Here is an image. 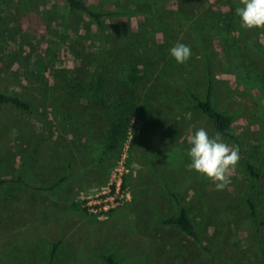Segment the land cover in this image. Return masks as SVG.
I'll use <instances>...</instances> for the list:
<instances>
[{"label":"rangeland","instance_id":"1","mask_svg":"<svg viewBox=\"0 0 264 264\" xmlns=\"http://www.w3.org/2000/svg\"><path fill=\"white\" fill-rule=\"evenodd\" d=\"M87 1L120 13L100 31L66 0H0V93L32 104H0V179L11 180L0 186V264H109L105 255L120 264H264V27L240 26L239 0ZM177 42L191 47L183 64L169 53ZM80 67L112 68L139 94L121 151L75 127L54 99L55 78ZM210 78L235 140L194 107L192 93L204 99ZM200 127L239 146L223 190L186 166ZM123 155L131 198L99 219L82 198ZM61 177L57 188L38 189ZM170 191L198 237L159 223L179 211Z\"/></svg>","mask_w":264,"mask_h":264},{"label":"trees","instance_id":"2","mask_svg":"<svg viewBox=\"0 0 264 264\" xmlns=\"http://www.w3.org/2000/svg\"><path fill=\"white\" fill-rule=\"evenodd\" d=\"M66 1L71 11L85 13L94 21L100 31L106 29V18L120 13L113 9H105L100 5L91 4L87 0ZM131 86L133 85L125 83L119 72L114 71L112 68L106 72L100 70L92 72L87 68L80 67L75 71L72 78L69 74L57 76L51 92L54 94V99L59 104L62 113L70 118V123H73L75 127L89 132L93 131L98 136L104 137L109 150L121 151L128 137L126 124L139 101L137 99L138 92L133 91ZM192 98L194 107L211 118L224 136L232 140L237 138L233 118L218 109L214 104V84L211 78L209 79L206 97L202 99L196 93H192ZM83 99H85V102H83ZM0 104H13L28 111L32 110V104L16 94L0 93ZM247 167L251 175L257 178L261 176L254 164L249 162ZM65 180L66 177H61L54 183L38 189L53 190ZM10 181L6 178L0 179V186ZM170 192L175 198L179 211L176 214L162 218L159 223L167 226H177L187 235L198 237V232L188 208L182 203L176 192ZM249 205L250 216L255 219L257 217L256 205L253 201H250ZM60 243L54 245L51 255L52 261ZM104 259L109 264H120L112 255H105Z\"/></svg>","mask_w":264,"mask_h":264},{"label":"clouds","instance_id":"3","mask_svg":"<svg viewBox=\"0 0 264 264\" xmlns=\"http://www.w3.org/2000/svg\"><path fill=\"white\" fill-rule=\"evenodd\" d=\"M234 11L242 28L264 27V0H239ZM169 53L179 64L189 60L192 54L190 45L182 42L173 45ZM188 145L187 168L210 178L216 190H223L231 182L230 170L239 162V146L228 144L221 133L210 134L204 127L193 131Z\"/></svg>","mask_w":264,"mask_h":264},{"label":"built area","instance_id":"4","mask_svg":"<svg viewBox=\"0 0 264 264\" xmlns=\"http://www.w3.org/2000/svg\"><path fill=\"white\" fill-rule=\"evenodd\" d=\"M126 159V155H123L106 184L83 196V207L87 212L99 219H107L113 210L130 200L131 192L125 187V176L129 173Z\"/></svg>","mask_w":264,"mask_h":264}]
</instances>
